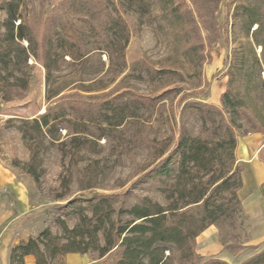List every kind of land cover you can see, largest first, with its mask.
<instances>
[{
	"label": "rangeland",
	"instance_id": "rangeland-1",
	"mask_svg": "<svg viewBox=\"0 0 264 264\" xmlns=\"http://www.w3.org/2000/svg\"><path fill=\"white\" fill-rule=\"evenodd\" d=\"M199 1V9L195 10L190 0H172L167 5V11L163 12L159 0H150L148 12L137 13L127 7V3L121 5L119 0H87V4L96 8V3L100 7L106 6V11H102L110 17L123 19L129 30L128 42L123 51L111 46L110 60L104 50H96L82 64L64 63L60 70L53 73L52 79L53 87L63 88L61 94L67 97L54 99L53 102L69 111L70 101L81 99L87 102L86 96L96 94L99 96L97 100L110 101L116 108H126L133 116L105 131L92 126L97 134L106 135L95 143L82 139L72 142L70 138L64 137L66 129H62L61 137L66 139L64 145H47L44 142L43 161L36 167V181L27 171L29 147L33 145V139H24L19 126L20 119L37 117L54 104L45 98V68L41 55L37 60H28V66L24 69L27 76L24 89L6 87L0 78V162L16 175L15 184L10 187V191L14 192L11 194L13 197L9 198L18 210L23 211L21 218L25 222L26 238L20 242L37 237L45 228L61 237L63 242L68 233L60 227L59 220H63L68 229L77 228L79 233L83 232L87 236L88 229L81 212L91 217L86 202L101 195L107 196L101 208L105 210L106 207L112 220L121 224L130 217L126 213L119 216V210L144 197L166 204L162 191L165 183L141 177L155 151L168 140H172L173 146L180 122H184L193 135L216 148L219 163L226 160L228 113L223 106L222 95L226 91L232 98L235 94H243L242 81L236 79L231 83L230 79L238 64L236 59L250 46L246 44V27L242 19L232 16L237 0H219L217 4L211 0ZM4 2L0 0V42L4 40ZM25 2L27 5L23 14L34 29L42 31L37 35L40 44L43 30L48 29V25H55L58 29L57 24L74 16L72 11L66 12V0ZM215 5L217 7L214 9ZM95 17L97 21L104 18L102 14ZM95 17L92 20L86 18L85 22L77 24V31L83 34L85 41L90 42L88 47H94V41L103 37L98 25L96 30L90 29L95 26ZM46 19L49 20L48 25L45 24ZM255 28L256 25L251 32ZM253 50L261 63V46L253 45ZM65 60L70 59L65 56ZM257 75L253 73L257 88L253 90L256 95L254 108L264 115V85L261 81L264 73L259 75V79ZM95 80L100 83L94 84ZM81 83L93 88H105L93 92L80 91L77 86ZM194 102L212 105L219 111L213 110L212 114L203 117L189 107ZM250 109L247 114L253 118L254 112ZM238 112L242 128L235 129L236 161L232 166H236L239 179L237 194L241 199L254 187V180L248 164L239 159L237 147L244 137L253 133H261L264 139V133L251 129L253 122L255 130H261L264 124L255 120L248 123L244 118L246 111ZM214 226L218 234L216 240L219 243L224 240L221 243L222 250L201 255L202 248H209L212 241L208 233V238L201 244L196 237L194 249L200 262L209 259L227 262L224 257L228 252L232 255L230 262L237 264L246 254L257 253L264 247V236L253 239V235L256 237V226L244 210L232 213L230 218L220 222V228ZM97 238L98 243L103 244L102 231L97 232ZM89 245L86 253L89 262L114 263L116 251L98 259L95 245ZM239 245L241 248L237 252L229 251ZM64 256L62 253L57 254L50 264H63ZM173 264H176L175 259Z\"/></svg>",
	"mask_w": 264,
	"mask_h": 264
},
{
	"label": "trees",
	"instance_id": "trees-1",
	"mask_svg": "<svg viewBox=\"0 0 264 264\" xmlns=\"http://www.w3.org/2000/svg\"><path fill=\"white\" fill-rule=\"evenodd\" d=\"M159 1L162 5L161 11L166 12L167 5L172 0ZM190 1L193 8L198 10L199 0ZM211 1L217 4L219 0ZM66 2L68 4L66 12L72 11L74 16L57 24L58 29L54 27L55 25H48L49 20L46 19L45 24L48 25V29L43 30L41 44L37 35L42 31L34 29L26 19L27 16L23 14L27 5L25 0H5L2 7L6 15L2 21L4 40L0 42V78L3 80V85L24 89L27 85L24 69L28 66V60L30 58L37 60L41 55L45 68V98L54 103L37 117L20 119L19 130L23 138L33 139V145L29 147L27 171L35 181L38 180L36 167L43 161L41 155L44 151V142L47 145L56 143L64 145L66 139L70 138L72 142H79L82 139L84 142L95 143L106 135L97 134L92 130V126L95 125L105 131L112 126L121 125L127 118L133 116L126 111V108H116L110 101L97 100L99 96L96 94L86 96L87 102L81 99L70 101L68 103L70 113L66 108H60L58 103L53 102L54 99L67 97L61 94L63 88L53 87L52 79L53 73L60 70L64 63L82 64L96 50H104L110 60L109 48L117 46L123 51L129 37L128 27L122 18H113L103 12L106 11V6L100 7L96 3V8L87 4V0H79V2L66 0ZM119 2L121 5L127 3V7L137 13L148 12L150 5V0H119ZM216 7L215 5L214 9ZM100 14L104 18L97 21L98 18L95 16ZM232 16L234 19L238 17L242 19L246 27L244 37L250 48L243 50L236 59L238 64L230 79L231 83L236 79L242 81L243 94H235L232 98L226 91L222 95V103L228 113L225 137L226 160L219 163L215 154L216 148L208 141L193 135L184 122H180L178 136L173 146L171 147L172 140H168L155 151L152 161L141 177V179H156L165 183L162 191L165 193L166 204L144 197L119 210V216L126 213L130 217L121 224L112 220L110 211L106 210V207L105 210L101 208V203L106 201L107 196L95 197L86 202L91 217L81 212V218L88 229L87 236L83 232L79 233L77 228L68 229L63 220H59L60 227L68 233L63 242L60 240L61 237L52 234L49 228H45L37 237L13 246L9 253V264H24V257L27 255L34 257L35 264H50L59 253L65 255L87 253L90 248L89 243L95 245L98 258L116 251L113 264H173L174 259L176 264H229L219 259L200 262L194 244L195 238L208 226L216 225L220 228V222L230 218L232 213L243 211L241 199L237 194L239 179L236 176V166H232L236 161L235 129L242 128L238 114L240 110L246 111L244 116L246 122L255 120L264 124V115L254 108L256 95L253 94V90L257 89L254 85L253 73L258 74L257 79L264 73V0H237ZM94 17L96 24L94 23L95 26L90 29L96 30L95 27L98 25L103 40H96L94 47H88L90 42L85 41L83 34L77 31V24L85 22L86 18ZM254 25L256 28L251 32ZM250 32L251 39H249ZM253 45L261 46V63L255 56ZM65 56L70 60L66 61ZM250 56L253 58L248 59ZM261 81L264 85V79ZM93 82L100 83L99 80ZM104 88L84 86L82 83L77 86L78 90L85 92L101 91ZM189 107L203 117L212 114L213 110L219 111L218 108L202 102H194ZM248 108L254 112L253 118L248 117ZM254 126L253 122L251 124L253 131L264 133V125L261 130H255ZM62 129H66L64 136L66 139L61 137ZM260 158L264 162V147L260 151ZM168 179L172 182H168ZM98 231H102L103 244L97 241ZM223 242L224 240H221V243ZM240 248L239 245L229 251L237 252ZM239 264H264V247Z\"/></svg>",
	"mask_w": 264,
	"mask_h": 264
},
{
	"label": "crops",
	"instance_id": "crops-1",
	"mask_svg": "<svg viewBox=\"0 0 264 264\" xmlns=\"http://www.w3.org/2000/svg\"><path fill=\"white\" fill-rule=\"evenodd\" d=\"M264 147V139L261 133H253L244 137L237 147L239 159L245 161L252 173L254 187L247 191L241 198V206L243 210L253 220L255 229V238L259 239L264 236V162L260 158V151ZM16 175L14 171L3 166L0 162V264H9V253L13 246L26 237L25 222H23V211L16 208L13 201H10L14 192L10 191V187L15 184ZM15 187V186H13ZM210 236L212 245L209 248L201 250L200 254H215L222 250V245L216 240L218 236L214 225L208 226L198 236L197 240L201 242ZM28 236V235H27ZM248 253L241 258L242 260L254 255ZM231 254L227 252V262L231 263ZM101 259V258H98ZM25 264H35L32 255L24 257ZM237 263V264H238ZM63 264H99L98 262H89L86 253H67L64 256ZM232 264V263H231Z\"/></svg>",
	"mask_w": 264,
	"mask_h": 264
}]
</instances>
